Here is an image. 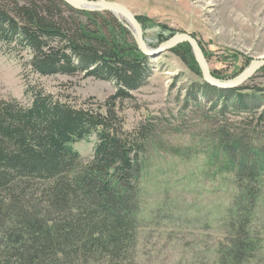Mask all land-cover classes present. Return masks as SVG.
Masks as SVG:
<instances>
[{
  "label": "rangeland",
  "instance_id": "obj_1",
  "mask_svg": "<svg viewBox=\"0 0 264 264\" xmlns=\"http://www.w3.org/2000/svg\"><path fill=\"white\" fill-rule=\"evenodd\" d=\"M106 1L140 19L150 47L177 32L192 35L218 79H232L264 59V0ZM27 59L0 52V99L26 104L28 86L77 104L103 103L115 92L113 82L82 73L40 76L24 65ZM147 65L146 80L116 105L124 131L149 125L126 264H264V70L244 84L240 106L235 96H204L201 74L171 51ZM95 143L92 134L72 148L86 162ZM236 219H246L247 232L238 261L231 250Z\"/></svg>",
  "mask_w": 264,
  "mask_h": 264
},
{
  "label": "trees",
  "instance_id": "obj_2",
  "mask_svg": "<svg viewBox=\"0 0 264 264\" xmlns=\"http://www.w3.org/2000/svg\"><path fill=\"white\" fill-rule=\"evenodd\" d=\"M0 52L26 54L24 65L40 76L82 73L115 86L103 103L77 104L37 86L26 88V104L0 99V264H126L149 125L124 131L116 105L149 76V58L110 12L62 0H0ZM171 52L200 76L188 44ZM245 88L201 82L204 96H235L240 106ZM92 134L83 162L72 144ZM239 220L231 240L237 261L247 248L246 219Z\"/></svg>",
  "mask_w": 264,
  "mask_h": 264
},
{
  "label": "water",
  "instance_id": "obj_3",
  "mask_svg": "<svg viewBox=\"0 0 264 264\" xmlns=\"http://www.w3.org/2000/svg\"><path fill=\"white\" fill-rule=\"evenodd\" d=\"M62 1L73 9L89 12L107 11L117 17H121L126 23V27L130 29L133 35L136 48L145 57L154 58L165 52L171 51V49L180 44H188L192 55L198 64L202 81L205 84L219 90H232L241 87L249 81L256 72L264 68V59H256L251 61L236 77L227 80L218 79L213 76L198 41L192 35L185 32H177L155 47H150L141 23L138 21L136 15L133 14L127 7L119 3L106 0Z\"/></svg>",
  "mask_w": 264,
  "mask_h": 264
},
{
  "label": "bare ground",
  "instance_id": "obj_4",
  "mask_svg": "<svg viewBox=\"0 0 264 264\" xmlns=\"http://www.w3.org/2000/svg\"><path fill=\"white\" fill-rule=\"evenodd\" d=\"M119 18H121V17H119ZM122 19V18H121ZM124 21V20H123Z\"/></svg>",
  "mask_w": 264,
  "mask_h": 264
}]
</instances>
